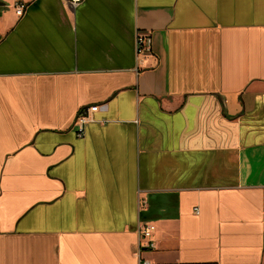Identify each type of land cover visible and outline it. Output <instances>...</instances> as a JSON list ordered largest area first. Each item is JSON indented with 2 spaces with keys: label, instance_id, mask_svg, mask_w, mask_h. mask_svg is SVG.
<instances>
[{
  "label": "crops",
  "instance_id": "0c3cea01",
  "mask_svg": "<svg viewBox=\"0 0 264 264\" xmlns=\"http://www.w3.org/2000/svg\"><path fill=\"white\" fill-rule=\"evenodd\" d=\"M147 224L152 264H264V0H0V264H138Z\"/></svg>",
  "mask_w": 264,
  "mask_h": 264
},
{
  "label": "built area",
  "instance_id": "2783aa9c",
  "mask_svg": "<svg viewBox=\"0 0 264 264\" xmlns=\"http://www.w3.org/2000/svg\"><path fill=\"white\" fill-rule=\"evenodd\" d=\"M71 7H75L80 4L83 0H66ZM16 13L19 16H22L25 12L26 6L25 4H17L15 6ZM152 36L149 33L144 31H137L136 33V53L138 57H146L152 51ZM101 108L100 105H94L90 107L82 108L77 120L76 126L79 132V135L82 136L84 132V128L91 119V114L98 111ZM156 227L153 224H147L143 228L139 229V235L141 237V242L139 248L137 250V258L138 264H152L149 260L142 257V252L146 249H151L154 247V243L152 240V235L155 231Z\"/></svg>",
  "mask_w": 264,
  "mask_h": 264
}]
</instances>
